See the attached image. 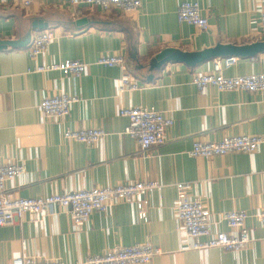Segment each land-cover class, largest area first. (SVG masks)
Here are the masks:
<instances>
[{
    "label": "crops",
    "instance_id": "0c3cea01",
    "mask_svg": "<svg viewBox=\"0 0 264 264\" xmlns=\"http://www.w3.org/2000/svg\"><path fill=\"white\" fill-rule=\"evenodd\" d=\"M0 0V39L25 42L0 50V164L23 163L25 172L6 183L14 197H40L82 188L155 180L147 190V218L139 198L118 201L94 212L81 228L70 213H27L0 226V264L17 257L56 259L67 264L104 254L122 245L146 241L165 254L149 264H264V225L256 214L264 208V142L252 153L211 158L192 156L196 139L219 141L225 136L253 134L264 138V91L199 89L194 76L214 72L215 58L196 66L171 61L151 71V57L166 48L200 51L219 43L264 40L258 30L264 0H142L134 14L75 6L70 0ZM184 1L198 2L208 18L204 30L178 19ZM86 19L82 25L77 21ZM51 31L54 38L38 56L34 38ZM104 54L125 56L140 88L119 91L123 72L97 63ZM88 64L79 77L38 72L40 64L63 60ZM264 72V52L237 57L225 76ZM77 95L65 119L45 116L38 108L54 94ZM149 107L172 117L165 142L142 151L125 133L129 119L122 108ZM100 128L106 135L88 144L64 137L65 129ZM195 184L211 213L213 233L231 231L223 215L249 213L250 241L240 251L220 247L186 249V235L176 213V184ZM142 199V198H141Z\"/></svg>",
    "mask_w": 264,
    "mask_h": 264
},
{
    "label": "built area",
    "instance_id": "2783aa9c",
    "mask_svg": "<svg viewBox=\"0 0 264 264\" xmlns=\"http://www.w3.org/2000/svg\"><path fill=\"white\" fill-rule=\"evenodd\" d=\"M75 6H96L103 11L119 10L125 14L136 13L142 0H70ZM30 0L25 1V5ZM180 22L193 24L201 29L209 28V21L202 14L201 6L195 1H184L178 8ZM257 30L264 37V10L259 18ZM54 38L51 31H44L37 35L31 46V55L36 57L43 53ZM237 62V57H229L215 61L214 72H205L194 76L197 88L204 89L214 86L219 90H245L248 92L264 91V72L241 76H225L224 68H229ZM98 64L119 67L122 78L119 91L137 90L140 88L137 80L131 74L129 64L123 55L104 54ZM88 64L82 60L67 59L60 62L40 64L35 68L38 72L58 71L64 75L81 76ZM79 101L75 94H54L41 100L38 108L48 117L65 119L71 111L72 104ZM120 114L129 119L125 133L138 142L142 151L165 142L167 129L174 124L172 117L149 107L122 108ZM106 135L100 128L65 129L64 137L70 140L92 144ZM264 138L253 134L225 136L219 141H204L196 139L192 143L190 154L196 157L211 158L215 155L235 152H255ZM26 170L23 163L0 164V226L13 223L23 218L27 213L53 212L57 208L67 210L74 226L83 227L96 211L105 212L115 203L130 198H139L140 216L147 218L146 201L143 196L147 190L157 187L155 180L124 182L111 186L82 188L64 193H54L40 197H14L6 188L9 180L21 176ZM195 184L188 181L176 184V213L181 228L187 239L186 249H208L220 247L228 251H240L249 241L248 229L245 221L249 213L244 210H232L223 215V220L231 231L213 233L211 213L205 206L202 197L193 193ZM142 198V199H141ZM260 223L264 225V208L256 214ZM165 254V251L149 241L116 246L104 254L88 256L82 261L70 264H149L152 260ZM11 264H67L56 259H37L33 257H17Z\"/></svg>",
    "mask_w": 264,
    "mask_h": 264
},
{
    "label": "water",
    "instance_id": "95a60500",
    "mask_svg": "<svg viewBox=\"0 0 264 264\" xmlns=\"http://www.w3.org/2000/svg\"><path fill=\"white\" fill-rule=\"evenodd\" d=\"M86 19L77 21L78 25H82ZM25 42L18 40L0 39V50L9 47H18L24 45ZM264 52V40H258L245 44L219 43L212 48L200 51H184L178 48H166L150 58L148 66L151 71L160 70L165 64L171 61L184 62L190 66H196L210 59L229 58V57H250Z\"/></svg>",
    "mask_w": 264,
    "mask_h": 264
}]
</instances>
